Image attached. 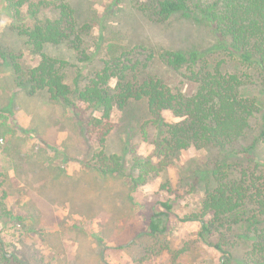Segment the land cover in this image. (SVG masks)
Listing matches in <instances>:
<instances>
[{
	"label": "trees",
	"instance_id": "trees-1",
	"mask_svg": "<svg viewBox=\"0 0 264 264\" xmlns=\"http://www.w3.org/2000/svg\"><path fill=\"white\" fill-rule=\"evenodd\" d=\"M123 2L163 32L185 26L184 37L170 38L173 46L125 43L128 31L119 32L120 38L106 41L101 34L94 40L91 0H0L1 12L40 58L36 66L24 68L20 56L0 45L16 87L71 110L84 136L98 148L85 163L98 176L122 173L129 154L135 188L161 175L182 151L215 150L201 208L183 221L199 222L204 237L219 231L222 242L235 227L246 225L237 237L248 247L239 264H264V156L258 154L264 150V111L256 98L244 95L252 87L264 95V0H114L113 12H122ZM50 8L55 16L43 17ZM192 25L208 29L216 49L236 56L244 70H225V62L210 64L201 48L176 45L191 35ZM157 64L194 83L195 92L173 88L155 73ZM116 111L134 124L136 136L151 143L153 155H138L136 146L109 153L119 130ZM166 114L174 120H166ZM162 206L171 209L170 203ZM4 214L24 219L6 209ZM168 217V212L154 214L147 233L165 234ZM222 242L215 247L229 262L236 245L225 248ZM3 258L9 260L6 254Z\"/></svg>",
	"mask_w": 264,
	"mask_h": 264
},
{
	"label": "rangeland",
	"instance_id": "rangeland-1",
	"mask_svg": "<svg viewBox=\"0 0 264 264\" xmlns=\"http://www.w3.org/2000/svg\"><path fill=\"white\" fill-rule=\"evenodd\" d=\"M96 19L92 37L105 39L128 31L123 42H148L173 46L170 38H183L185 26L163 32L121 3L113 12L114 0H91ZM112 11V13H111ZM43 17H54L46 9ZM13 20L0 9V45L20 56L24 68L36 66L25 39L13 29ZM105 26V33L102 28ZM189 28V27H187ZM191 35L181 47L197 46L207 53L210 64L225 62V70H244L236 56L216 49V39L203 27L192 25ZM163 34V35H162ZM155 73L173 88L193 94L196 85L162 64ZM244 95L256 98L264 111V95L246 88ZM166 120L172 121L171 114ZM113 120L119 130L109 143V153H121L136 146L138 155L154 154L151 143L136 136L134 124L116 111ZM123 129V130H122ZM122 130V131H121ZM98 148L82 133L71 110L52 104L46 95L30 96L15 85L11 66L0 56V264H223L228 257L215 245L224 239L216 231L200 235L199 222L183 219L201 208L215 159L213 149L182 151L159 176L133 187L131 157L124 158L122 173L98 176L86 166ZM258 154L264 156V150ZM157 162V157L154 155ZM2 202L5 204L2 205ZM162 203H170L166 210ZM24 217H6L4 210ZM168 212V231L151 236L147 232L154 214ZM246 231L240 225L225 236V248H233L226 264H239L247 245L237 239ZM9 260L6 261L3 255Z\"/></svg>",
	"mask_w": 264,
	"mask_h": 264
}]
</instances>
